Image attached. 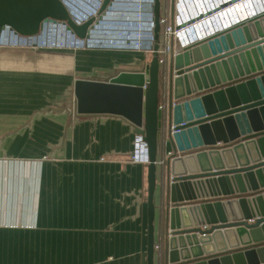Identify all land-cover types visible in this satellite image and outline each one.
<instances>
[{"label": "crops", "instance_id": "crops-1", "mask_svg": "<svg viewBox=\"0 0 264 264\" xmlns=\"http://www.w3.org/2000/svg\"><path fill=\"white\" fill-rule=\"evenodd\" d=\"M199 1L196 21L230 0H213L214 6ZM226 15L230 21L249 13L237 4ZM169 43L178 49L176 39ZM151 60L152 53L137 50L0 48V264H148V165L131 159L136 127L117 115L78 113L75 83L107 81L143 70ZM161 141L155 264H165L166 160L172 149L167 138Z\"/></svg>", "mask_w": 264, "mask_h": 264}, {"label": "water", "instance_id": "water-1", "mask_svg": "<svg viewBox=\"0 0 264 264\" xmlns=\"http://www.w3.org/2000/svg\"><path fill=\"white\" fill-rule=\"evenodd\" d=\"M174 8L171 0L172 15ZM153 12L150 63L107 81L77 80V112L124 117L148 145V264H155V192L163 136L172 147L166 160L165 264H264V12L196 44L171 48L163 107L161 0H155ZM45 22H62L79 38L91 37L95 28L94 19L75 23L62 0H0V37L8 26L36 35ZM218 143L225 146L216 147ZM208 145L213 147L205 149ZM248 192L255 195L204 199ZM197 199L204 201L193 202ZM238 237L245 240L239 243ZM229 248L236 251L225 253Z\"/></svg>", "mask_w": 264, "mask_h": 264}, {"label": "built area", "instance_id": "built-area-1", "mask_svg": "<svg viewBox=\"0 0 264 264\" xmlns=\"http://www.w3.org/2000/svg\"><path fill=\"white\" fill-rule=\"evenodd\" d=\"M195 1L197 0H175L173 15L170 8L168 17L165 15L160 16L162 27L160 31V48L158 50L160 63H163L167 59V55L171 51L169 43L171 37L176 39L178 49H182L222 32L242 20L253 18L264 12V0H237L226 7H224L225 3L217 5L212 11L209 10V14L198 18L196 21L195 18L197 17L193 18V16L201 7ZM207 1L210 0H206L207 6H214L213 0H211L212 3L209 5ZM62 2L67 7L71 18L77 24H83L90 19H94L93 24L95 28L91 33V37L79 38L75 33L67 30L66 24L62 22H45L43 29L36 35H22L8 26L1 34L0 48L4 46L34 49L100 48L144 50V52L153 53L155 44L153 5L155 0H110L105 7V0H62ZM242 2L244 5L246 4L249 15L229 21L226 15L227 12L234 11L236 5L242 4ZM201 5L203 6V4ZM225 18L227 21H224ZM116 21L125 23L120 32L121 34L115 35L110 39L106 38V36L112 35V31L108 30L112 29L110 25ZM211 24L214 25L215 29H212ZM100 25L106 27L102 31L105 36L101 35L98 40L91 42L90 39H95L94 33L99 32ZM203 25L206 26L205 30L202 29ZM208 25L211 27L208 28ZM201 29L203 30V35H201ZM134 30L137 31L136 35ZM93 35L94 37H92ZM99 40L101 41L98 42ZM163 106V104L160 105V107ZM134 144L135 148L131 159L134 162L148 164L150 162L149 150L142 134L136 135ZM170 153L169 151L168 155ZM159 163H163V160L159 161ZM159 248V244L156 243L155 249L158 250Z\"/></svg>", "mask_w": 264, "mask_h": 264}, {"label": "trees", "instance_id": "trees-1", "mask_svg": "<svg viewBox=\"0 0 264 264\" xmlns=\"http://www.w3.org/2000/svg\"><path fill=\"white\" fill-rule=\"evenodd\" d=\"M161 15H165L168 17L169 12H170V8H171V3L169 4L168 0H162L161 3ZM164 28V27H163ZM162 29V27H161ZM166 74H167V59L161 63V72H160V88H161V102H165V93H166ZM160 246V245H159Z\"/></svg>", "mask_w": 264, "mask_h": 264}, {"label": "rangeland", "instance_id": "rangeland-1", "mask_svg": "<svg viewBox=\"0 0 264 264\" xmlns=\"http://www.w3.org/2000/svg\"><path fill=\"white\" fill-rule=\"evenodd\" d=\"M169 1V4L171 3V0H168ZM200 3V1L198 2V0H197V5ZM212 3V1L210 0V1H207V4L209 5V4H211ZM205 4H206V1H205ZM134 16V15H133ZM120 25H122V26H120ZM123 25H125V23L123 24L122 22H114V23H112L110 26H111V30H108V31H112V35H109V36H106V38H113L115 35L117 36V35H119V34H121L120 32H121V30H122V28H123ZM127 25V24H126ZM108 26V25H107ZM119 26H120V28H119ZM136 30H134V33H135V35H136ZM99 36H100V34H99ZM102 36H105V34H102ZM125 36H127V35H125ZM98 39V38H97ZM101 40H103V39H101ZM101 40H99L98 42H100ZM112 50H119V49H112ZM138 51V50H137ZM142 53H145L144 52V50H142ZM151 54V53H150ZM153 57V56H152Z\"/></svg>", "mask_w": 264, "mask_h": 264}, {"label": "bare ground", "instance_id": "bare-ground-1", "mask_svg": "<svg viewBox=\"0 0 264 264\" xmlns=\"http://www.w3.org/2000/svg\"><path fill=\"white\" fill-rule=\"evenodd\" d=\"M234 1H237V0H230L228 3H225V6L224 7H226L228 4H230V3H232V2H234ZM241 7L243 6V8H245L246 9V4L244 5V3L242 2V4H239ZM207 14H209V13H207ZM207 14H205L204 16H206ZM200 18V17H199ZM101 27H103V26H101ZM103 28H106V27H103ZM103 28H101L100 30H101V33H100V37H101V35L103 34ZM92 37H94V35L92 36ZM99 39V38H98ZM98 39H90V41L92 42V41H94L95 42V40H98ZM124 39V38H123ZM89 41V43H91Z\"/></svg>", "mask_w": 264, "mask_h": 264}, {"label": "clouds", "instance_id": "clouds-1", "mask_svg": "<svg viewBox=\"0 0 264 264\" xmlns=\"http://www.w3.org/2000/svg\"><path fill=\"white\" fill-rule=\"evenodd\" d=\"M105 7V6H104ZM89 21V20H88ZM76 23V22H75Z\"/></svg>", "mask_w": 264, "mask_h": 264}]
</instances>
